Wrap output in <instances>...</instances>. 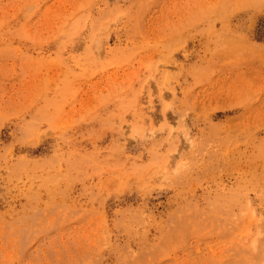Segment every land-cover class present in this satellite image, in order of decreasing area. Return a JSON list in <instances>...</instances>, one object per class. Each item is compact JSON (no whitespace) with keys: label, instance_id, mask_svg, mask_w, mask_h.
<instances>
[{"label":"rangeland","instance_id":"rangeland-1","mask_svg":"<svg viewBox=\"0 0 264 264\" xmlns=\"http://www.w3.org/2000/svg\"><path fill=\"white\" fill-rule=\"evenodd\" d=\"M0 264H264V0H0Z\"/></svg>","mask_w":264,"mask_h":264}]
</instances>
